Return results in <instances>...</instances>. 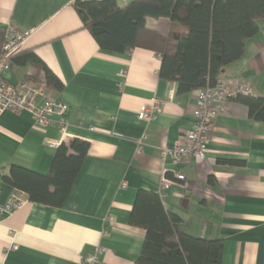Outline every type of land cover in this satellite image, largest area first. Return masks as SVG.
I'll return each mask as SVG.
<instances>
[{"label":"crops","instance_id":"1","mask_svg":"<svg viewBox=\"0 0 264 264\" xmlns=\"http://www.w3.org/2000/svg\"><path fill=\"white\" fill-rule=\"evenodd\" d=\"M114 1L123 7L131 0ZM73 2L0 0V27L10 24L24 34L20 53L32 51L62 82L60 91L45 88L42 99L64 102L68 122L60 130L53 117L42 130L27 111L0 114V202L16 190L4 179L11 165L46 174L58 144L73 138L89 144L60 207L19 191L22 205L0 214V264H82L96 247L94 264H133L145 236L130 224L136 194L158 193L165 174L170 183L160 197L183 231L221 239V264H264V121L251 118L236 97L226 99L218 104L205 159L187 155L172 163L163 149L182 143L194 126L196 90L178 94L174 82L160 78L155 51L100 48ZM146 24L166 32L169 20L148 18ZM258 25L242 57L219 78L229 88L243 82L249 96L264 97V19ZM0 76L18 85L43 74L13 61ZM152 98L162 101L160 112L139 120L137 112Z\"/></svg>","mask_w":264,"mask_h":264},{"label":"trees","instance_id":"2","mask_svg":"<svg viewBox=\"0 0 264 264\" xmlns=\"http://www.w3.org/2000/svg\"><path fill=\"white\" fill-rule=\"evenodd\" d=\"M73 6L100 48L125 52L141 47L157 52L159 76L174 82L178 94L213 86L223 68L242 57L246 41L256 35L258 22L264 19V0H131L123 7L114 0H74ZM148 18H167L168 30L149 28ZM3 35L0 27V49ZM13 61L41 71L36 84L62 89V82L32 51L17 53ZM236 98L247 106L251 118L264 121V97L239 94ZM88 146L78 138L63 141L46 174L11 165L4 179L30 201L60 207ZM180 222L178 215L165 209L157 192L139 190L130 224L142 227L145 236L133 264H221L223 241L192 236L180 228Z\"/></svg>","mask_w":264,"mask_h":264},{"label":"built area","instance_id":"3","mask_svg":"<svg viewBox=\"0 0 264 264\" xmlns=\"http://www.w3.org/2000/svg\"><path fill=\"white\" fill-rule=\"evenodd\" d=\"M24 34L19 33L10 24H5L3 42L0 49V71L10 68L13 57L20 52ZM45 87L43 84L29 83L22 81L18 85H13L0 76V114L5 110L14 112L27 111L34 120L35 126L45 129L56 117L55 123L60 130H64L68 124L65 118L67 105L56 99L43 98ZM250 95L251 88L243 83L237 82L232 88L224 86L220 78H217L213 86H206L196 90L194 113L195 124L192 128L184 132V141L177 143L171 148H164L163 155L169 156L171 162L177 164L187 156H193L197 160L206 157L205 145L213 122L219 113L218 104L237 95ZM42 99V100H40ZM162 108V101L152 98L137 112L139 120L147 121L153 119ZM177 180H183L184 176L179 172H174ZM169 179L164 176L158 188V194L162 196L169 186ZM23 203V198L18 190H14L9 199L0 202V214H8L19 208ZM16 248L15 245H12ZM101 251L100 247L87 257L82 264H94L96 254Z\"/></svg>","mask_w":264,"mask_h":264}]
</instances>
